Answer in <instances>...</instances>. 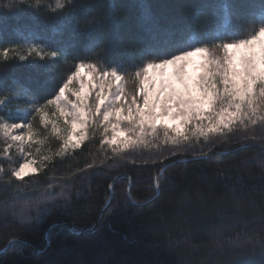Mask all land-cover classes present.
Instances as JSON below:
<instances>
[{"label": "snow or ice", "instance_id": "obj_1", "mask_svg": "<svg viewBox=\"0 0 264 264\" xmlns=\"http://www.w3.org/2000/svg\"><path fill=\"white\" fill-rule=\"evenodd\" d=\"M36 5L34 11L54 21L63 18L58 30L64 38L50 40L43 29L18 38L0 36V190L30 191L40 183L36 174L46 162L94 139L100 151L114 155L152 152L141 163L151 162L159 176L193 142L241 130L245 140H255L250 133L257 126L264 129V0L258 5L228 0L223 25L216 5L206 6L211 15L203 27L192 29L194 37L181 28L150 25L127 58L115 50L107 53L93 38L96 29L106 27L113 43L118 40L114 6L89 18L76 0H36ZM11 7L12 15L23 11L15 2ZM17 62L38 77L14 78L5 87ZM21 99L24 107H11ZM92 168L87 164L78 171ZM107 187L114 191V183ZM51 188L27 197L19 211L5 203L4 219L11 214V223L22 228L43 222L51 202L67 199ZM114 210L108 203L100 208L102 214ZM55 225L45 231L46 243ZM21 243L14 237L0 251Z\"/></svg>", "mask_w": 264, "mask_h": 264}, {"label": "trees", "instance_id": "obj_2", "mask_svg": "<svg viewBox=\"0 0 264 264\" xmlns=\"http://www.w3.org/2000/svg\"><path fill=\"white\" fill-rule=\"evenodd\" d=\"M14 2L23 9L19 15H12ZM226 2L76 0L89 18L115 7L118 40L113 43L106 27L96 29L93 38L107 53L115 50L126 58L153 24L181 28L186 36L194 37L192 29L203 27L211 15L208 5H216L223 25ZM238 2L258 5L260 0ZM36 6V0L23 5L19 0H0V36L18 38L28 30L43 29L50 40L63 39L58 30L63 18L54 21L34 11ZM30 75L38 77L25 62H17L4 86ZM24 106L21 99L11 107ZM244 135L241 130L193 142L159 176V168L151 162L141 163L152 152L114 155L110 150L100 151L93 142L46 162L48 167L36 174L40 183L35 188L15 193L0 190V249L14 237L22 241L18 248L0 254V264H264V168L260 166L264 129L257 126L250 133L255 140H245ZM201 151L207 158L177 162L200 157ZM87 164L94 168L78 171ZM117 176L124 177L113 181ZM109 183H114V191L108 189ZM49 184L50 191L64 192L67 199L51 202L54 206L43 222L22 228L11 223V214L4 219L5 203L9 208L16 205L19 211L27 197H38ZM105 203L113 205L111 214L100 212ZM53 221L52 239L46 243L44 233ZM249 236L255 239L249 241Z\"/></svg>", "mask_w": 264, "mask_h": 264}, {"label": "water", "instance_id": "obj_3", "mask_svg": "<svg viewBox=\"0 0 264 264\" xmlns=\"http://www.w3.org/2000/svg\"><path fill=\"white\" fill-rule=\"evenodd\" d=\"M202 157H196V158H187V159H182V160H178L177 162H182V163H185V162H189V161H194V160H198V159H201ZM166 167V166H165ZM117 177H119V178H122V177H124V176H117ZM49 229V227L46 229V230H48ZM45 230V231H46ZM84 232H89V231H84ZM45 234V233H44ZM4 251H0V254H2Z\"/></svg>", "mask_w": 264, "mask_h": 264}, {"label": "rangeland", "instance_id": "obj_4", "mask_svg": "<svg viewBox=\"0 0 264 264\" xmlns=\"http://www.w3.org/2000/svg\"><path fill=\"white\" fill-rule=\"evenodd\" d=\"M92 142H93V143L95 144V146L100 150V145H99V143L97 142V140L94 139Z\"/></svg>", "mask_w": 264, "mask_h": 264}]
</instances>
